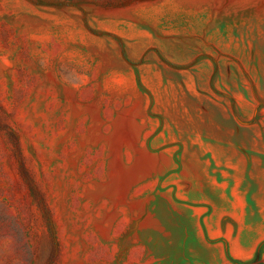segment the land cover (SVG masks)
Segmentation results:
<instances>
[{
    "label": "rangeland",
    "instance_id": "1",
    "mask_svg": "<svg viewBox=\"0 0 264 264\" xmlns=\"http://www.w3.org/2000/svg\"><path fill=\"white\" fill-rule=\"evenodd\" d=\"M223 169L263 198L264 0H0V264H227Z\"/></svg>",
    "mask_w": 264,
    "mask_h": 264
},
{
    "label": "crops",
    "instance_id": "2",
    "mask_svg": "<svg viewBox=\"0 0 264 264\" xmlns=\"http://www.w3.org/2000/svg\"><path fill=\"white\" fill-rule=\"evenodd\" d=\"M209 180L211 194L213 193L210 197L211 211L209 216L199 223L200 229H203L199 234L203 233L208 237L212 246L226 249L227 256L219 255L221 261H227V264H239L245 260V249L250 253L264 245V217L252 218L248 222L246 233L243 229L244 204H264V195L260 199L257 191L254 190L260 185L259 176L246 175L244 169H223L212 170ZM250 187L252 191L249 194L247 189ZM258 264H264V257Z\"/></svg>",
    "mask_w": 264,
    "mask_h": 264
}]
</instances>
